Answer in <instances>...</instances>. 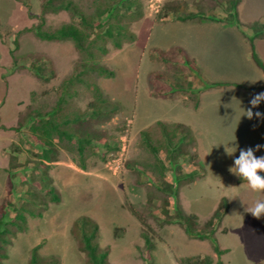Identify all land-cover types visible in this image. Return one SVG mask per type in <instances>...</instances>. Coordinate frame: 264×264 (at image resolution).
Masks as SVG:
<instances>
[{"label": "rangeland", "instance_id": "1", "mask_svg": "<svg viewBox=\"0 0 264 264\" xmlns=\"http://www.w3.org/2000/svg\"><path fill=\"white\" fill-rule=\"evenodd\" d=\"M138 1L143 14L129 25L135 40L120 48L108 42L100 59L114 76H88L106 100L97 116H85L73 125L77 135L92 137L85 148V168L80 167L74 147L58 143L56 160L47 172L61 200L49 203L39 217L27 216L25 230L9 236L10 243L0 247V253H6L0 264H28L36 245L40 257L53 256L56 264H88L71 230L73 220L82 215L97 224L98 245L107 248L108 264H142L143 231L154 244L150 264H178L180 259L185 260L182 264L194 260L264 264V216L256 218L245 211L264 199V191H254L229 171L240 149L264 145V118L255 116L257 111L264 113V101L254 108L249 103L264 91V73L252 60L247 38L253 32L251 23L264 24V0H238L240 27L233 21L205 18L180 21L166 10L178 4V13L203 10L225 16L227 0ZM39 13L40 0H0V201L7 191L8 169L14 172L17 195L24 192L27 185L21 171L36 158L31 152L38 151L26 128L10 127L17 125L31 98L36 105L53 104L54 88L76 70L81 58L71 41L40 40L28 29ZM68 20L66 11L48 13L45 28ZM253 44L264 63V37ZM174 47L184 51L179 65L177 60L159 59L160 51ZM192 56L196 60L190 61L191 68L184 57ZM34 65L40 66L41 77ZM154 74L161 77L154 79ZM191 77L195 79L190 88ZM77 88L78 95L64 107L75 113L86 111L93 99L82 85ZM248 108L253 111L251 119L242 115ZM175 123L184 127L178 135L185 138L175 153L167 152L162 128L165 124L169 130ZM143 131L159 146L164 180L173 183L178 177L175 195L157 189L158 173L151 170L154 159ZM254 155H264V148ZM192 171L193 176H181ZM164 198L170 214L178 205L196 215L199 228L221 202L214 238L225 251L218 257L209 239L190 237L179 224L166 223Z\"/></svg>", "mask_w": 264, "mask_h": 264}, {"label": "trees", "instance_id": "2", "mask_svg": "<svg viewBox=\"0 0 264 264\" xmlns=\"http://www.w3.org/2000/svg\"><path fill=\"white\" fill-rule=\"evenodd\" d=\"M87 1L88 3L86 4V0H40V13L36 16L37 22L28 28L40 40L71 41L81 58L77 63L76 70L54 88L56 98L53 104L48 107L46 105H36L34 104V98H31V102L19 114L17 125L10 127V129L14 130L26 128L38 151L31 152L36 158L31 160L30 166L25 164V169L21 171L24 176L23 183L27 185L21 195H17L14 172L11 169L7 170V191L0 201V247L10 243L9 236H15L16 233L25 230L27 216L39 217L42 215V211L47 209L49 203H58L61 200V194L51 184V177L47 172L49 164L56 160L59 142L65 141L71 148L74 147L77 156L80 158L78 160L80 167L85 168L83 162L86 156L85 148L92 143V137L89 134L77 135L73 125L85 119V116H97L103 109L102 103L106 100L98 84L88 76L92 73L106 77L114 76L115 73L112 69L100 63L101 57L108 51V42L111 43L113 48H120L124 43H131L135 40V34L130 30L129 25L143 14L139 8L138 0ZM237 4L238 0H227L225 8L227 14L225 16L208 15L203 10L178 13V4L168 5L166 10L167 13H173V19L180 21L205 18L216 21H233L237 27H240L236 13ZM60 11H66L69 14V20L53 28H45L46 14ZM251 28L253 32L247 35L250 42L251 57L257 67L264 73V63L257 55L253 44L257 37H264V24L257 25L256 22H253L251 23ZM243 34L245 35L244 32ZM183 53L184 51L181 50V47H174L165 52L160 51L159 59L167 63L177 60L179 65V62L182 61L179 55H184ZM184 58V61L186 60L192 68L193 59ZM34 68L35 74L41 77L40 66L34 65ZM158 77H161V75H153L154 79ZM194 77H197V75H194ZM194 77L187 80V85L190 88L192 87L193 79H195ZM236 84L238 85V83ZM80 85L91 92L93 96V99L87 103L88 109L84 112L79 111V113H75L76 110H65L64 107L66 108L69 105V100L78 95L77 86ZM109 111L113 110L109 109ZM182 128L184 127L180 123H175L168 130L164 124L162 134L166 142L167 152L175 153L178 150L179 143L185 138V135H178ZM142 134L145 137L146 147L154 159L153 164H151V170L158 173L157 189L166 193L167 196L175 195L178 177L173 183L164 180L165 165L159 156V146L152 142L146 131H143ZM170 160L175 164V167H178L176 160L171 155ZM195 173L196 171H192L181 174V176H193ZM167 203V199L164 198L162 211L166 223L179 224L190 237L209 239L218 257L225 251L219 248L214 238L215 224L220 221L222 216L221 202L214 209L203 228L198 227L195 214L183 212L178 205L175 206L174 213L170 214L166 209ZM9 212H12V215H9ZM134 213L136 214V212ZM71 230L77 238L78 249L84 253L88 264H108V250L107 248L102 249L99 247L97 241L98 226L92 219L85 215L77 217L72 222ZM141 237L144 240L142 264H150L151 250L154 247L153 240L146 231L141 232ZM38 247L36 245L31 248L28 264L57 263L56 258L53 256L40 257ZM5 257L6 253H0V258ZM183 261L185 260H178V264H182L181 262ZM191 264H198V261L194 260ZM217 264H221V262L218 260Z\"/></svg>", "mask_w": 264, "mask_h": 264}, {"label": "clouds", "instance_id": "3", "mask_svg": "<svg viewBox=\"0 0 264 264\" xmlns=\"http://www.w3.org/2000/svg\"><path fill=\"white\" fill-rule=\"evenodd\" d=\"M261 101H264V91L253 95L249 103L254 108L258 106ZM242 115L251 119L253 117L252 108L246 109ZM255 116L257 118H264V113L257 111L255 112ZM260 148H264V145H256L254 148L249 147L247 150L240 149L239 155L233 157V165L229 168V171L233 172L241 179L246 180L248 186L257 192L264 191V155H254V152ZM227 152L229 155L233 153ZM245 211L251 213V215L256 218L264 216V199L256 200L253 206L245 209Z\"/></svg>", "mask_w": 264, "mask_h": 264}, {"label": "crops", "instance_id": "4", "mask_svg": "<svg viewBox=\"0 0 264 264\" xmlns=\"http://www.w3.org/2000/svg\"><path fill=\"white\" fill-rule=\"evenodd\" d=\"M191 58L193 59V61H195V60H196V59H194V57H193V56H192Z\"/></svg>", "mask_w": 264, "mask_h": 264}]
</instances>
